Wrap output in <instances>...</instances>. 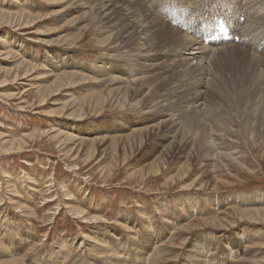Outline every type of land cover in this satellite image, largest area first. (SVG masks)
I'll return each instance as SVG.
<instances>
[{
    "label": "rangeland",
    "instance_id": "374dc122",
    "mask_svg": "<svg viewBox=\"0 0 264 264\" xmlns=\"http://www.w3.org/2000/svg\"><path fill=\"white\" fill-rule=\"evenodd\" d=\"M221 1L0 0L1 264H264V50L133 51L138 10L188 34Z\"/></svg>",
    "mask_w": 264,
    "mask_h": 264
},
{
    "label": "bare ground",
    "instance_id": "6f19581e",
    "mask_svg": "<svg viewBox=\"0 0 264 264\" xmlns=\"http://www.w3.org/2000/svg\"><path fill=\"white\" fill-rule=\"evenodd\" d=\"M139 1L141 0H125V7L128 8V14H130L131 12H135V8L136 6H138L139 4ZM158 1V0H157ZM257 1V0H256ZM256 1L254 0H249L248 1V5H249V8L250 10L248 9V13L250 15V11L251 13L253 14H256L255 17L257 18L256 20L257 21H260V19L262 18V14L264 13V7H261L260 5L257 6L255 3ZM259 1V0H258ZM263 1V0H262ZM145 2V1H144ZM160 2V1H159ZM255 2V3H254ZM147 3V1H146ZM143 4V3H142ZM141 4V5H142ZM149 4V3H148ZM220 4H222L220 7L218 6H213L214 9H211L208 8L204 11L205 13H202V14H212L213 12H216L213 16V19L212 17L210 18V16H208L206 19H202V14H198V15H193V16H190V17H187L186 14L185 16H183L182 19L179 20V22H183L181 23V25L187 29L188 31V34L190 36H188L187 33H185L183 30H179L178 28H176L175 26H167L162 20L159 19L158 16H155L154 14H144L145 12H140V10H138L139 12V17L140 19H136V20H131L130 21V26L132 28H134L135 30L137 31H140L144 37L141 39L143 41V43H141L139 46H135L137 44L134 43V47H133V51H136V54H137V51H138V54L139 56L137 57H140V58H143L145 59L147 56L151 55L148 51H146V48H144L148 43H149V40L147 39V36L149 35L151 40H155V35L156 36H159L162 40H165V42L168 43L167 46H169V44L173 45L174 48H172V55H175V56H178L180 58H183L182 55H188V56H192L190 60L187 61L188 65L190 66L191 64V60H198L199 58L201 59L202 56H204L205 54H208L210 51H212L211 49H216V46H219V47H225L224 45H226V43L228 42H214V41H208L206 40L205 38H203L202 35H204L205 33H208L210 32L211 30H213V27H214V21H215V18L218 17V16H225L227 18V21L229 23V25L231 26L232 28V32H233V37L236 39V37L239 36L240 38V41L243 42V43H250L251 41H255L256 43V49H259L260 47L264 50V34L261 35L260 37H256L257 35H259V32L258 34L256 35L255 32L251 29L249 30H246L245 29V25H246V22H247V13L245 12L244 8H238L236 6V4L234 2H232L231 0H224V1H221ZM140 5V6H141ZM225 6V7H223ZM235 6V7H234ZM223 8V9H219V8ZM245 8H247V6H245ZM143 9V8H142ZM145 9V7H144ZM182 9V8H181ZM238 9L240 12H238ZM146 10V9H145ZM144 10V11H145ZM150 10V9H149ZM148 11V10H147ZM152 12V11H151ZM194 12V11H193ZM155 13V12H154ZM135 15H136V12H135ZM248 15V16H249ZM242 16L245 17L244 18V22H241L240 20L242 19ZM201 17V18H200ZM255 17L252 19V18H249V23L251 20H253L254 22V19ZM179 19V18H178ZM262 20V19H261ZM11 21V20H10ZM8 22V20H7ZM11 23V22H10ZM238 25V27L236 26ZM255 27V26H254ZM247 28V27H246ZM260 29H258L259 31ZM183 31V32H182ZM177 32V33H176ZM257 32V30H256ZM200 35V38L198 37ZM126 36H130V32L127 30L126 31ZM192 36V37H191ZM195 38V39H194ZM161 39H159L160 41H162ZM201 43H200V42ZM207 42V43H206ZM234 43L236 42L235 40L233 41ZM228 45V44H227ZM218 48V47H217ZM164 53V52H163ZM168 53V52H167ZM168 55V54H167ZM165 56V55H164ZM170 56V54H169ZM264 57V55H263ZM138 59V58H136ZM140 63H143V62H140ZM197 62L195 61V64ZM191 65V66H195L196 65ZM143 65L146 66V64L143 63ZM141 66V65H140ZM144 66V67H145ZM24 68V67H23ZM147 68L150 71V75H148V79L146 80L147 83L149 81L150 78L154 77V73L153 72V65L151 64L150 67L147 66ZM148 72V71H147ZM155 72V71H154ZM145 73V72H144ZM110 77V76H109ZM117 78V77H115ZM119 78V77H118ZM156 79V78H155ZM154 79V80H155ZM145 80V79H144ZM115 82V79H113L112 81L110 82ZM113 84V83H112ZM127 89V88H126ZM128 90V89H127ZM120 91V90H119ZM117 89L115 91V93L119 92ZM125 91V90H124ZM130 90H128L129 92ZM131 92V91H130ZM133 93V92H132ZM118 94V93H117ZM122 94V93H121ZM115 95V94H114ZM127 98V96H125V99ZM134 99V98H133ZM133 99H131V101H134ZM200 100L201 98H198L196 97L194 99V111L196 112H201L202 113V108L200 106ZM153 100L149 101L147 104H141L139 101H137L136 103L132 102V103H129L131 104V106L133 108H140L142 106V109H145L147 111H153V110H156L158 108H162V107H165L166 104L165 103H162V101H156L155 103L153 102ZM140 104V105H139ZM121 105V104H120ZM144 105V107H143ZM119 106V104H118ZM121 107V106H120ZM141 109V108H140ZM163 109V108H162ZM160 110V109H159ZM146 111V112H147ZM157 111V110H156ZM122 112V111H121ZM159 114V113H158ZM172 115V114H171ZM197 115V114H196ZM161 116V115H160ZM167 116H170V114H166V117ZM168 119V118H167ZM167 119L163 120L166 121ZM173 119H174V116H173ZM172 122V121H171ZM155 124V123H154ZM175 127V126H174ZM151 132H153L152 130H155L156 131H161L160 130V126L159 125H155V126H151ZM178 128V127H177ZM176 128V129H177ZM170 129H173V126L172 128ZM175 129V130H176ZM146 130V129H145ZM169 130V129H168ZM174 130V129H173ZM147 131V130H146ZM163 131V130H162ZM172 131V130H171ZM185 132V131H184ZM71 136V135H70ZM169 136V135H167ZM170 137V136H169ZM69 141V140H68ZM104 142V141H103ZM190 151V150H189ZM191 153V152H190ZM223 153V152H222ZM221 156H223L221 154ZM226 156V155H225ZM228 157V156H226ZM79 212H82V211H79ZM241 212V211H240ZM249 212H247V215H248ZM255 213V212H254ZM258 213V214H257ZM255 213V215H260V212H257ZM240 214V213H239ZM245 214V213H244ZM242 214V215H244ZM251 215V214H250ZM254 215V216H255ZM239 216V215H237ZM241 216V215H240ZM246 216V214L244 215ZM253 216V215H251ZM257 217V216H256ZM240 218V217H239ZM250 218V217H249ZM260 218V217H259ZM257 220V218H256ZM175 222V221H174ZM172 223V222H171ZM175 224V223H174ZM221 224V223H220ZM171 226V225H170ZM169 226V227H170ZM173 226V225H172ZM175 226L177 225H174L173 227L175 228ZM173 229V228H172ZM172 229H169L168 232H171ZM245 231V230H244ZM167 232V233H168ZM247 235H244V237H246ZM249 236V235H248ZM254 237V235H251V237ZM166 238V236H161L159 235V239L162 240L163 238ZM250 237V236H249ZM160 240H152L153 241V245H157V241L159 242ZM243 241V239H242ZM241 243V242H240ZM135 250L138 251V249L136 248ZM136 252V251H134ZM150 253V252H149ZM155 253V252H154ZM148 254V253H147ZM209 254V253H208ZM234 254V253H233ZM143 256L142 253H139L137 254V256ZM202 255V254H201ZM139 257V258H135L136 260H140L141 262H146V258L143 260V258L145 257ZM148 256V255H147ZM134 259V260H135ZM191 259V258H190ZM223 259V258H222ZM229 259V258H228ZM135 260V262H137ZM201 260L199 261V264H201ZM8 263V262H7ZM6 263V264H7ZM223 263V262H222ZM1 264V263H0ZM137 264H141V263H137ZM148 264V263H147ZM204 264H205V261H204ZM226 264H230V263H226Z\"/></svg>",
    "mask_w": 264,
    "mask_h": 264
}]
</instances>
